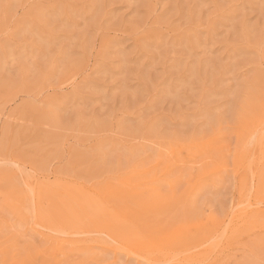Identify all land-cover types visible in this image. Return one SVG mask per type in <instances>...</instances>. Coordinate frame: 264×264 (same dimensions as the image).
<instances>
[{
	"label": "rangeland",
	"instance_id": "obj_1",
	"mask_svg": "<svg viewBox=\"0 0 264 264\" xmlns=\"http://www.w3.org/2000/svg\"><path fill=\"white\" fill-rule=\"evenodd\" d=\"M263 121L264 0H0V264H147L114 217L164 264H264V216L230 231L264 211ZM31 186L72 206L56 258Z\"/></svg>",
	"mask_w": 264,
	"mask_h": 264
},
{
	"label": "bare ground",
	"instance_id": "obj_2",
	"mask_svg": "<svg viewBox=\"0 0 264 264\" xmlns=\"http://www.w3.org/2000/svg\"><path fill=\"white\" fill-rule=\"evenodd\" d=\"M264 122V121H263ZM264 130V129H263ZM247 134V133H246ZM261 140V139H260ZM207 144V143H206ZM200 145V144H199ZM199 147V146H197ZM240 157V156H239ZM238 157V158H239ZM247 157L246 153L243 152V154L241 155V161H243L245 158ZM241 164V163H240ZM237 165V164H236ZM239 165V164H238ZM238 168H241L238 167ZM245 178V174H243L242 179ZM70 189V188H68ZM61 190V189H60ZM57 192H59V190H57ZM135 192V191H134ZM28 194H26L27 196L29 195V197L31 198L30 200L34 201V210L35 213H33L34 215H32V223L35 226L40 227L43 230H37V232L39 233V235L43 238H45L53 247V251L51 252L50 256L53 258H56L57 255H59V250H62V246L64 244H66L67 242L72 244V240H64L60 239V236H54V234H72V225L75 226L76 221L72 222V206L70 205V208L68 206V210L70 209V211H67V214L64 216H53L52 214H50L47 211L42 210L40 204H39V199H40V189L35 187V186H31L29 188V190L26 192ZM132 193V192H130ZM13 195H15L14 193H12ZM59 193H57L58 195ZM62 194V193H61ZM63 194L67 195L69 198H72V194L71 192H63ZM16 196V195H15ZM84 197V196H83ZM16 198H18L17 200L19 201V206L16 207L17 210L19 211V207H22V202L23 199L21 197V194H17ZM28 199V198H27ZM36 199V201H35ZM88 200H86L87 202ZM67 202V201H66ZM65 202V203H66ZM90 202V201H89ZM64 203V204H65ZM75 203V202H74ZM252 203V202H251ZM60 204V203H59ZM63 204V205H64ZM91 204V203H90ZM94 204V203H93ZM96 204V203H95ZM62 205V206H63ZM68 205V202L67 204ZM256 205V204H255ZM13 206V205H12ZM53 206V205H52ZM60 206V205H59ZM61 206V207H62ZM79 206V205H78ZM95 206V205H94ZM250 206V204L245 205V207H247L243 210H239L238 213L235 215L234 218V226L232 228H230V231L232 233H236L239 231L240 226H245V224H253L256 223L258 218H262L264 216V211L261 212L260 210H253L252 208H248ZM254 206V205H252ZM83 209L86 208V210H88V205H83L82 206ZM88 207V208H87ZM92 207V204H91ZM52 209V207H50ZM77 208V207H76ZM96 208V207H95ZM74 209V208H73ZM94 210V208H92ZM57 210V209H56ZM78 210V209H77ZM90 210V209H89ZM88 210V211H89ZM59 211V210H58ZM95 211V210H94ZM76 212V211H75ZM84 212V211H83ZM93 212V211H92ZM77 213V212H76ZM86 212H84L85 214ZM89 213V212H87ZM86 213V214H87ZM30 214V212H29ZM78 214V213H77ZM85 214V215H86ZM94 214V213H93ZM80 215V214H79ZM103 215V214H102ZM30 217V218H31ZM85 217V216H84ZM109 218V217H108ZM82 219V218H79ZM88 219V217H87ZM124 219V218H123ZM122 219V221H123ZM127 220V218H126ZM125 222H120L121 219H119L118 221L116 220V218H110L107 222L109 223L110 221V227L107 229H109L110 231H108L110 240H108V245L110 246V249L114 250V251H125L127 254L134 256L137 260H141L147 264H162L163 262H167V261H171L173 262L172 258L168 257V256H164L162 253H159L163 250L164 247H174L177 245V241L174 240H169L168 242H166L165 244L161 245L159 244V242H154V241H141L140 237H138L137 235L133 234L132 231L130 230V228L127 227V225L129 224L128 221ZM262 220V219H261ZM104 222L103 220H101L98 217V223L97 221H92L95 222L96 224H100L99 222ZM263 221V220H262ZM87 222V221H86ZM85 222V223H86ZM263 223V222H262ZM92 224V223H91ZM93 225V224H92ZM258 225V224H257ZM261 225V224H259ZM79 226V225H78ZM73 227L76 228L77 230H79L78 228H84V226H80V227ZM96 226V225H94ZM100 226V225H99ZM130 227V226H129ZM80 228V229H81ZM211 229V228H210ZM213 229V228H212ZM209 230V228H208ZM76 231V230H75ZM53 232V233H52ZM107 232V231H106ZM134 232V231H133ZM52 233V234H51ZM215 233V232H214ZM144 235V234H143ZM213 235V234H212ZM169 238V237H168ZM187 238V237H186ZM186 240V239H185ZM74 241V240H73ZM184 241V240H183ZM182 241V242H183ZM162 242V241H161ZM185 242V241H184ZM47 243V242H46ZM203 243V242H202ZM49 246V245H48ZM45 247V246H44ZM51 247V248H52ZM165 249V248H164ZM168 249V248H167ZM71 253V252H70ZM155 253V254H152ZM38 254V253H37ZM162 254V255H161ZM166 254V253H165ZM188 258V257H187ZM193 258V257H192ZM195 258V256H194ZM172 259V260H171ZM57 260V259H56ZM186 260V259H185ZM189 260V259H188ZM184 262H179L176 261L175 263L172 264H188L187 261ZM192 260V259H190ZM169 261V262H170ZM194 262H196L197 260H192ZM142 262V263H143ZM164 264V263H163Z\"/></svg>",
	"mask_w": 264,
	"mask_h": 264
}]
</instances>
